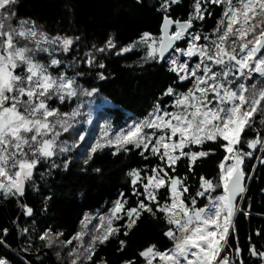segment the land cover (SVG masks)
Here are the masks:
<instances>
[{"label":"trees","instance_id":"1","mask_svg":"<svg viewBox=\"0 0 264 264\" xmlns=\"http://www.w3.org/2000/svg\"><path fill=\"white\" fill-rule=\"evenodd\" d=\"M194 2L180 0L167 12L161 9L163 0H16L9 6L8 10L14 13L13 26H19L18 21L27 20L34 22L38 32L47 34L50 39L57 36L73 39L68 52L61 50L50 56L37 55V58L45 57L43 61L53 76L63 74L74 78V85L79 90H98L93 98L98 109L89 127L83 114L77 125L67 131L62 130L58 143L68 142L74 147L67 152L57 150L56 156L42 159L32 178L25 182L23 196H13L0 190V259L10 264H71L75 256L70 253H84L92 238L103 232V229L97 231L101 217L111 215L117 200L126 201L124 207L127 210L137 207L139 201L145 199L137 193L144 191V177L152 175V168L164 167L158 156L148 152L142 156L141 149L132 145L127 146L129 151H117L115 146L93 149L99 144L104 124L114 131L126 130L134 123L148 119L157 104L174 111L175 97L165 95L167 89L171 87L176 93H186L192 88L191 79L181 80L176 72L170 70L173 66L168 61L173 53L163 61L147 59L148 45L140 38L145 32L158 38L162 34L161 25L166 14L173 20H188ZM203 7L207 9L205 18L193 20L194 27L190 32L201 33V40L197 43L210 44L216 38L213 30L224 6L204 3ZM204 36L210 39L204 40ZM109 39L116 47L105 52L97 51L105 47ZM134 42L139 43V49L117 55L122 48ZM23 43L25 41L22 40ZM188 43V38H185L176 47L186 48ZM89 54L93 58L91 64L87 62ZM175 55L179 56V53ZM53 56L61 61L59 66L50 65ZM185 60H188L190 68L199 62L197 57L189 60L180 56V62ZM101 63L103 68L99 67ZM218 69L219 66L214 68ZM16 72L24 75L22 68ZM101 73L104 79L100 78ZM241 80L250 90L253 84L257 90L264 87V77L257 73ZM241 80H237L233 87ZM79 98L65 96L61 102L53 96L47 102L59 113H71L77 108ZM262 119L264 114L258 112L253 117L252 127L245 129L242 142L237 145L244 153L252 152L251 156L243 157L241 165L247 189L229 231V247L221 253L222 256L233 253L237 264L240 260L243 264H264V257L253 255L251 251L255 248L257 253L264 252V151L260 145L253 150L247 144L258 134L264 138ZM222 143L226 142L218 138L215 142L190 145L184 149L185 152L205 151L209 155L198 158L195 164H191L189 158L181 157L174 165L175 171L168 169L169 175L184 179L188 186L186 198L196 196L197 191L202 190L201 177L218 184L219 164L226 155ZM97 168L99 172L95 171ZM134 169L141 172V181L136 184H133L134 177L129 175ZM221 194L222 187L206 192L205 196L196 197L195 207H208L211 199ZM157 200L159 204L145 200L153 207L155 215L143 212L131 228L127 227L129 218L121 212L120 219L112 220V227L118 232L104 243L96 241L92 261L85 260L83 264H125L126 261L146 264L140 252L150 245H156L160 251L172 248L174 241L164 235L172 226L166 223V215L156 210L166 201L170 203L169 190L159 189ZM186 203L190 205V200L186 199ZM25 206L32 208L31 215L27 214ZM86 214L91 223L85 229L81 221ZM82 230L86 235L82 239H74ZM121 240L125 242L123 250ZM237 248L239 253L235 251Z\"/></svg>","mask_w":264,"mask_h":264},{"label":"snow or ice","instance_id":"2","mask_svg":"<svg viewBox=\"0 0 264 264\" xmlns=\"http://www.w3.org/2000/svg\"><path fill=\"white\" fill-rule=\"evenodd\" d=\"M15 2L0 0V190L13 196H23L25 182L32 178L41 160L57 155L56 141L60 135L56 130L57 124L67 131L69 121L80 113L79 106L71 113H59L58 109L49 106L47 101L53 96L61 102L65 96H76L78 86L74 87V78L63 74L54 77L48 71V66L35 59L37 52L52 55L55 51L52 49L50 52L44 44H59L62 51L68 52L73 39L59 36L49 39L47 34L38 33L34 22L27 20L18 21V27L13 26L14 13L8 9ZM179 2L163 0L161 9L167 12L172 4ZM204 3L224 6L217 27L213 30L216 38L210 44L197 43L201 40V33L189 31L194 27L193 20L205 18L207 9L203 7ZM173 25L175 31H171ZM161 33L158 38L148 32L142 34L141 41L148 45L147 59L164 60L166 53L171 51L173 55L168 62L173 67L170 70L176 72L181 80L191 79L192 88L186 93H176L169 87L165 95L175 97L174 111L157 104L148 119L135 123L114 139H107L105 145L97 144L93 151L109 145L115 146L117 151H129L127 146L132 145L141 149L142 156L146 152L158 156L164 167L152 168V175L144 177V191L137 195L145 199L140 200L137 207L125 210L126 201L115 202L111 215L101 217L97 231L103 229V232L92 238L84 253H70L75 256L71 264L92 261L96 241L104 243L109 236L118 232L112 227V220L120 219L121 212L129 218L128 228L143 212L155 215L153 207L145 200L159 204L157 191L161 188L169 190L170 203L166 201L156 210L164 213L166 223L172 226L164 235L174 241V246L160 251L156 245H150L140 252L146 264H153L154 261L158 264H235L228 253L223 256L221 253L229 247V231L237 211L236 197L245 191V173L241 167L243 157L252 155V152H242L237 145L241 144L245 129L252 127L253 117L258 112L264 114V87L257 90L253 84L250 90L241 80L251 78L253 73L264 77V0H195L188 20H173L166 14ZM186 36L191 38L188 46L176 47V42ZM203 39L209 40L210 37L204 36ZM22 40L25 43L21 44ZM133 46L122 48L117 55L131 51ZM115 47L113 40L109 39L105 47L97 51L105 52ZM180 56L189 60L197 57L199 62L190 68L188 60L180 62ZM87 62H93L90 54ZM60 64L61 61L54 56L50 60V65ZM217 66L219 69L214 71ZM99 67L103 68L104 64H99ZM18 68H22L24 75L17 74ZM100 78H105L102 73ZM237 80L241 82L233 87ZM80 91L83 95L91 96L98 90ZM52 117L55 119L50 120ZM261 123H264V119ZM218 138L226 142L221 144L226 155L219 164L221 174L218 184L201 177L202 190L197 191L196 196L186 198L188 186L184 179L169 175L168 169L175 171L174 165L181 157H187L191 164H195L198 158L209 155V152H185L184 149L190 145L215 142ZM80 139L83 140V136ZM247 144L253 150L260 145L261 151H264V138L259 134ZM68 150L65 146H59L60 152ZM229 160L233 163L226 167ZM95 171L99 172L100 169ZM129 175L134 177L133 184L141 181L139 170L134 169ZM217 187H222L223 194L211 199L208 207H195L196 197H203ZM186 199L190 200L191 206ZM25 207L27 214L31 215L32 208ZM89 223L91 218L86 214L81 224L86 229ZM84 235L86 232L82 230L74 239H82ZM120 244L123 250L125 242L121 240ZM235 251L239 253L240 250L237 248ZM251 251L253 255L264 257V252L257 253L255 248ZM125 264L134 262L126 261ZM239 264H243V261L240 260Z\"/></svg>","mask_w":264,"mask_h":264},{"label":"rangeland","instance_id":"3","mask_svg":"<svg viewBox=\"0 0 264 264\" xmlns=\"http://www.w3.org/2000/svg\"><path fill=\"white\" fill-rule=\"evenodd\" d=\"M16 27H18V26H16ZM39 33V32H38ZM186 38H188V41L190 42V37H188V36H186ZM50 39V38H49ZM129 45H134L133 47H132V50H134V49H139V43L138 42H134V43H131V44H129ZM129 45H127V46H125V47H128ZM30 47H32L33 45H29ZM44 47H48L49 48V51L50 52H52V49H55V51L54 52H52V55H53V53H55V52H61V48H60V46H59V44H55V45H48V44H44L43 45ZM37 55H43V56H50L49 55V52H37L36 53V56H35V59L38 61V62H40L41 64H44L45 65V63H44V61H43V58H45V57H43V56H39L38 58H37ZM214 70V69H213ZM48 71L50 72V70L48 69ZM214 71H216V70H214ZM51 73V72H50ZM52 74V73H51ZM54 77H56V76H54ZM76 85H74V87H75ZM76 96H79L80 98V101H79V104H78V106H79V108H78V106H77V108H78V110H79V115L78 116H76L74 119H72V120H70L69 121V124H70V127H68V129L69 128H71V127H73V126H75V125H77V123H78V120H79V118H81L82 117V115L83 114H85V116H86V125H87V127H89L92 123H93V121H94V119H95V117H96V115H97V109H98V104L96 103V101H95V99H93L94 98V92L92 93V95L91 96H88V95H83L82 94V92L77 88V95ZM76 96H73V97H76ZM76 108V109H77ZM75 109V110H76ZM84 109V110H83ZM50 120H54L55 119V117H52V118H49ZM137 123V122H136ZM135 124V123H134ZM133 124V125H134ZM133 125H131V126H133ZM130 126V127H131ZM61 126L59 125V124H57V126H56V130L57 131H59L60 133H62V130H63V128L61 127ZM129 127V128H130ZM60 128V129H59ZM129 128H127L126 130H119V131H114L109 125H107V124H104V127L102 128V130H101V132H100V134H99V139H98V143L99 144H101V145H105L106 144V140L107 139H114L115 138V136L116 135H119L121 132H125V131H127ZM148 131H151V130H148ZM107 134V135H106ZM56 143H57V145H58V147H57V150H59V146H65V147H67L69 150L71 149V148H73L74 147V145H72V144H70V143H68V142H65V143H63V144H60V143H58V138H57V141H56ZM109 146H112V145H109ZM56 150V151H57ZM68 150V151H69ZM67 152V151H66ZM231 163H233V161H231L229 164H231ZM227 167V166H226ZM0 264H10L8 261H6L5 259H0ZM153 264H158V262L157 261H154L153 262Z\"/></svg>","mask_w":264,"mask_h":264},{"label":"water","instance_id":"4","mask_svg":"<svg viewBox=\"0 0 264 264\" xmlns=\"http://www.w3.org/2000/svg\"><path fill=\"white\" fill-rule=\"evenodd\" d=\"M162 24H163V22H162ZM161 28H162V25H161ZM192 29H193V28H192ZM192 29H189V31H191ZM173 30H176L175 25H173L171 31H173ZM180 41H181V40H179V41L176 42V46H177V43L180 42ZM171 53H172L171 51H169L168 53H166L164 60H165L166 58H168V57L171 55ZM161 61H163V60H161ZM243 187H244L245 191H244L243 193H241L240 195H238V196L236 197V200H235V205H236V209H237V211H236V213H235V215H234V217H233V220L235 219L236 215L239 213V205H238L239 203H238V202H241V200L243 199V197H244V195H245V193H246L247 186H246V184H245V177L243 178Z\"/></svg>","mask_w":264,"mask_h":264},{"label":"built area","instance_id":"5","mask_svg":"<svg viewBox=\"0 0 264 264\" xmlns=\"http://www.w3.org/2000/svg\"><path fill=\"white\" fill-rule=\"evenodd\" d=\"M229 259L232 260V261H234L235 264H237V263H236V260H235V256H234L233 253H229Z\"/></svg>","mask_w":264,"mask_h":264},{"label":"flooded vegetation","instance_id":"6","mask_svg":"<svg viewBox=\"0 0 264 264\" xmlns=\"http://www.w3.org/2000/svg\"><path fill=\"white\" fill-rule=\"evenodd\" d=\"M173 31H175V30H173Z\"/></svg>","mask_w":264,"mask_h":264}]
</instances>
